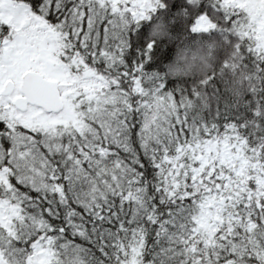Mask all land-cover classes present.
<instances>
[{"label":"snow or ice","instance_id":"6c2138e0","mask_svg":"<svg viewBox=\"0 0 264 264\" xmlns=\"http://www.w3.org/2000/svg\"><path fill=\"white\" fill-rule=\"evenodd\" d=\"M0 264H264V0H0Z\"/></svg>","mask_w":264,"mask_h":264},{"label":"trees","instance_id":"16d2710c","mask_svg":"<svg viewBox=\"0 0 264 264\" xmlns=\"http://www.w3.org/2000/svg\"><path fill=\"white\" fill-rule=\"evenodd\" d=\"M219 48L218 41L189 42L184 46H177L174 53L173 71L178 76H201L216 71L219 68L218 58L215 55ZM233 87L227 76L223 77L222 87Z\"/></svg>","mask_w":264,"mask_h":264}]
</instances>
